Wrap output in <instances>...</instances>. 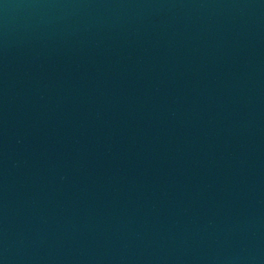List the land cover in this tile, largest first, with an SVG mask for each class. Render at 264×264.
Wrapping results in <instances>:
<instances>
[{
  "label": "water",
  "instance_id": "95a60500",
  "mask_svg": "<svg viewBox=\"0 0 264 264\" xmlns=\"http://www.w3.org/2000/svg\"><path fill=\"white\" fill-rule=\"evenodd\" d=\"M0 264H264V0H0Z\"/></svg>",
  "mask_w": 264,
  "mask_h": 264
}]
</instances>
